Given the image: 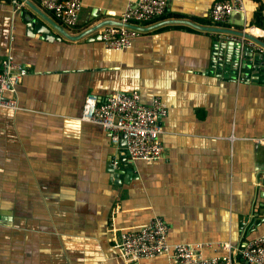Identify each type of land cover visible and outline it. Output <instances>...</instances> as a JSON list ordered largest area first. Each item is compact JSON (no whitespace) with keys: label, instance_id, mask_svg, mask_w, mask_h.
<instances>
[{"label":"crops","instance_id":"crops-1","mask_svg":"<svg viewBox=\"0 0 264 264\" xmlns=\"http://www.w3.org/2000/svg\"><path fill=\"white\" fill-rule=\"evenodd\" d=\"M24 1L17 9L0 0V61L11 54L29 69L17 86L19 108L0 107V264H174L168 255H122L121 232L154 216L167 223L170 244L201 245L205 257L226 252L216 242L238 250L264 234V82L211 71L215 32L158 20L140 26L147 29L130 48L113 50L104 26L70 36L119 22L136 0H83L75 27ZM215 1L168 0L163 20L215 26ZM245 6L227 27L264 42V0ZM258 12L260 26H250ZM29 13L47 39L30 28ZM135 89L143 104L159 96L168 110L164 155L130 158L133 176L116 184L109 165L121 163L119 144L80 117L87 96ZM232 258L247 264L238 252Z\"/></svg>","mask_w":264,"mask_h":264},{"label":"built area","instance_id":"built-area-1","mask_svg":"<svg viewBox=\"0 0 264 264\" xmlns=\"http://www.w3.org/2000/svg\"><path fill=\"white\" fill-rule=\"evenodd\" d=\"M17 9L26 3L13 0ZM53 12L66 26L78 24L83 0H38ZM168 8V0H136L129 3L122 11L119 25H105L101 38L107 49L125 50L132 46L135 38L145 32L137 26H149L162 18ZM235 11H246L245 0H216L209 16L215 26L227 27ZM163 19H161L162 21ZM230 28V27H227ZM245 32V30H243ZM246 33V32H245ZM230 40L239 41L255 51L264 54V46L245 35L227 34ZM29 72L28 67L16 61L8 54L0 61V107L19 108L17 86ZM168 110L159 96L152 98L149 105L141 102L139 90L130 92L117 91L105 99L96 95L86 97L80 119L102 126L109 132L113 144L118 145L125 134L127 152L131 159L153 161L164 155V146L160 135L163 132L162 119ZM264 143V135L258 138ZM119 166V158H114L112 167ZM215 245L226 252L220 256L205 257L200 252L201 245L192 243L170 244L168 225L160 216L151 217L137 230L121 232L120 247L122 255L128 260L153 258L168 255L174 264H233L232 254L238 252L247 264H264V234H261L244 247L235 250L230 242H216Z\"/></svg>","mask_w":264,"mask_h":264},{"label":"water","instance_id":"water-1","mask_svg":"<svg viewBox=\"0 0 264 264\" xmlns=\"http://www.w3.org/2000/svg\"><path fill=\"white\" fill-rule=\"evenodd\" d=\"M26 20H28V22L30 23L29 26L30 28H32V30L42 33L46 39L49 37L46 36L48 33V28L42 25V23L34 20V17L30 13L26 15ZM170 22L187 23L199 29L215 32L216 35H218L214 40L210 56L211 71L213 70L218 75L231 76L234 79L264 82V54L255 51L248 45H242L239 41L228 39L227 34L245 35L247 38L252 39L258 44L264 46V42L261 39L251 36L250 34L243 32L242 30H235L232 28L220 26L200 25L189 19H166L156 24V26ZM108 24L119 25L120 22L103 20L95 26H92L91 28L85 30L84 32L78 35H72L70 37H83L86 34L90 33V31ZM137 27L142 30L147 29L140 26ZM119 147L121 151L120 165L117 168H113L112 165H109V172L111 173L112 180L116 184H120L122 182L121 180L123 178V175L125 176L124 180L127 179V174L128 176H133L134 169L128 167L126 168L125 166V163L130 159V156L128 155L126 149L127 142L125 134L121 135Z\"/></svg>","mask_w":264,"mask_h":264},{"label":"trees","instance_id":"trees-1","mask_svg":"<svg viewBox=\"0 0 264 264\" xmlns=\"http://www.w3.org/2000/svg\"><path fill=\"white\" fill-rule=\"evenodd\" d=\"M167 17H169V14H165L162 18H159L158 20H161V19H165V18H167ZM255 18H256V20H255ZM257 18H259V12L258 13H256L255 14V17H254V20H252L251 22H249V25L251 26V25H257V26H260V22L257 20ZM210 23H212V22H210ZM209 23V24H210ZM255 28H252V30H254Z\"/></svg>","mask_w":264,"mask_h":264}]
</instances>
